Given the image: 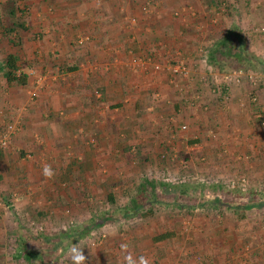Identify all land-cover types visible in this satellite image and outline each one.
<instances>
[{
  "label": "crops",
  "instance_id": "0c3cea01",
  "mask_svg": "<svg viewBox=\"0 0 264 264\" xmlns=\"http://www.w3.org/2000/svg\"><path fill=\"white\" fill-rule=\"evenodd\" d=\"M140 1L17 0L19 16L10 18L9 2L0 0V61L11 54L28 75L27 85L17 87L0 74V135L20 121L8 148H0V264H13L7 254L13 240L19 249L33 243L23 227H6L10 216L44 217L59 233L71 218L94 215L100 203L127 204L142 180L178 172L189 185L239 175L248 187L204 185L206 205L186 198L185 207L170 205L173 197L158 191L161 204L151 215L107 223L106 238L96 245L88 235L32 263L129 264L131 257L134 264L141 258L147 264H264V84L253 88L256 104L246 80L229 86L224 103L198 81L218 72L200 64L199 49L237 19L264 27V0H229L238 14L213 21L204 11L216 0H157L149 16ZM185 6L197 15H173ZM80 36L89 38L83 46L76 44ZM179 52L194 80L134 64L151 54L165 64ZM39 75L47 78L45 87L30 100ZM212 199L253 207L239 219L225 206L207 205ZM37 242L44 254L51 247Z\"/></svg>",
  "mask_w": 264,
  "mask_h": 264
},
{
  "label": "trees",
  "instance_id": "16d2710c",
  "mask_svg": "<svg viewBox=\"0 0 264 264\" xmlns=\"http://www.w3.org/2000/svg\"><path fill=\"white\" fill-rule=\"evenodd\" d=\"M7 1L9 2V6L6 11L7 16L10 18H18L19 8L16 5L17 0ZM17 26L23 25L21 22H19ZM13 29L14 28L9 29L7 32L11 33ZM207 64L211 68L217 69L221 73H228L234 69L252 72H264V60L249 50L246 39L237 26L231 27L222 37L213 39L210 42V47L207 54ZM0 74H2L6 82L10 85L21 87L27 85L28 83L27 73L20 70L15 56L11 54L6 55L5 58L0 61ZM204 188V184H171L162 180L155 181L154 179H144L139 184L136 194L127 204L123 205L122 207L115 205L112 211L107 210L99 214L92 215L89 219L88 225H82L60 231L56 236V242H53V240L49 238L42 237V233H35L29 228V231L34 232L35 235L33 236L39 238L42 237L40 239L48 247H51H49V249L47 248L44 254L37 250L40 249L39 247H33L34 249H32L30 245L29 248L21 247L19 249L16 244L14 247L15 253L13 257L24 258L27 262L29 261L31 264H33L32 259L35 257L49 255L57 249L65 251L70 245L81 239H84L90 235L93 230L102 227L104 224L114 223L119 220L126 221L138 214H141V217L149 216L152 214V210L161 204V201H159L160 194L172 196L173 201L170 204L172 206L176 205L177 207H185L187 206L184 202L186 198L189 200H195L197 198L199 199V197L200 206L206 205L207 201L203 196L201 197V192H203ZM158 191L160 194H158ZM197 191H199L198 194H196ZM109 201L112 203L114 202L112 199ZM209 202L207 205H213V208L225 206L226 209L232 210V212L237 214L239 219L244 218L243 213L247 208L250 209L253 207V205H237L234 203L230 204L220 199H212ZM30 234L31 233H29L28 236ZM164 237L165 235H162L157 237V239H162ZM17 250L23 252V254L19 257L17 256Z\"/></svg>",
  "mask_w": 264,
  "mask_h": 264
},
{
  "label": "built area",
  "instance_id": "2783aa9c",
  "mask_svg": "<svg viewBox=\"0 0 264 264\" xmlns=\"http://www.w3.org/2000/svg\"><path fill=\"white\" fill-rule=\"evenodd\" d=\"M157 0H141L138 4L139 10L144 15H152L157 9ZM193 8L189 6H185V8L182 11H176L173 15L175 17L181 16V14L184 12L188 14L190 17L196 16V12L192 10ZM216 18V17H215ZM215 18H212V21L215 20ZM129 21L131 24L135 25L137 23V20L135 17H130ZM214 23V22H213ZM89 40L88 37L80 36L76 40V44L78 46H83L86 44V42ZM210 45L205 44L203 47L199 49L200 53V64L203 66H208L207 64V54L209 50ZM135 66H138L142 69H152L154 72H167L172 78H180L181 80H187L191 81L194 80L193 70L190 68V63L186 59L184 55H182L180 52L177 53L175 56H173L171 59H168L165 64H163L154 54H151L147 56L146 58L139 57L137 60H134ZM212 69L211 67H209ZM30 74L36 75L35 72H31ZM45 75H39L35 79V88L33 91L29 93L30 100H35L38 96V91L41 89V86L44 84ZM244 80L248 81L252 89L249 91L248 96L249 100L252 104L257 103V95L254 91V87L258 86L259 84H264V72H252V71H244V70H234L230 73H220L219 71L217 73L212 74L210 77V74H202V77H198V81L201 82L204 86L209 88V91L211 94L216 95L222 102L226 103L229 99V86L230 85H238L241 84ZM191 105L194 104L191 100ZM207 107H204L206 109ZM20 125V121H19ZM19 125L16 124H9L5 127V130L0 135V148L7 149L9 145V141L11 137L19 130ZM261 125L264 126V121L261 122ZM187 129L186 125L179 126L180 131H185ZM162 181L166 183L171 184H183L188 181L186 176L180 175L178 172L177 174L173 175H164L161 176ZM198 181L202 184L207 185H222L225 188L228 189H240L242 191L246 190L248 187L247 185V179L245 177H241L239 175L227 178V177H219V178H212V177H203L199 178ZM122 204V203H121ZM107 210L114 208V203L108 201L107 202ZM113 210V209H112ZM75 223V219L71 218L67 226H73ZM122 223V222H121ZM42 225V224H41ZM41 225L36 227H30L32 231L35 233H42L44 231V227ZM105 225V224H104ZM103 225V227H99L96 231H94L92 234H90V239L88 240L89 245H96L101 240L106 238V228ZM13 246H16L15 240H13ZM69 252V251H68ZM67 252V253H68ZM29 264L24 258L18 259L16 262L14 261V264Z\"/></svg>",
  "mask_w": 264,
  "mask_h": 264
},
{
  "label": "rangeland",
  "instance_id": "374dc122",
  "mask_svg": "<svg viewBox=\"0 0 264 264\" xmlns=\"http://www.w3.org/2000/svg\"><path fill=\"white\" fill-rule=\"evenodd\" d=\"M216 1L218 2V4H216L217 2L215 3V1H214L213 5L211 7L207 6L205 8L204 12L206 14L213 15V16L209 17L210 19L211 18H215V17H220V19L226 18L225 14H227V17L229 18V16L232 14V12H235V11H236V14H238L237 10L235 8H233L234 5L229 3V0H220V1L216 0ZM139 3L140 2H138L137 4H139ZM231 5H232V7H231ZM192 10H194V8ZM196 15H197V13H196ZM0 18H1V16H0ZM237 21L232 23V24H229L228 28L230 29L233 26H237L240 29V31L243 33V35H244V37L246 39L247 47L249 48V50L252 53H254L256 56H258L259 58H262V56L264 57V27H262L260 25H253V26L249 25V27H248V26H245L244 24H242L239 21V19H237ZM76 40H77V38H76ZM210 42L208 43L209 45H210ZM257 42H259L261 44V48L258 47V45H256ZM234 70H237V69H234ZM234 70H232V71H234ZM232 71H230V72H232ZM230 72H228V73H230ZM45 84H46V82H44V84L41 86V89L39 91L44 89ZM34 86H35V84H34ZM205 185H207V184H205ZM108 201H105L103 204L102 203L98 204L97 205L98 208L95 210V214L94 215L99 214V213L104 212V211H107V208H106L107 206L106 205H107ZM123 201H125V200L123 199ZM113 203H114V205L120 204V203H117L115 201ZM123 203H125V202H122V204ZM122 204H121V206H123ZM12 207L13 206L10 207V210L13 209ZM112 209L109 208V211L110 210L112 211ZM92 214H93V212H91V216H92ZM91 216L87 220H83L82 222H80L79 220L74 218L75 219L74 225L68 227L67 224H66V227L68 229V228L78 227V226H82V225H88L89 219L91 218ZM38 217H39L38 219H35V217H33V216L30 217L29 215H24V216L19 217V218L17 216H15V218H14V216H10L11 220H13V221H11L6 227H23L24 229H26L27 235L29 233H31L32 235L30 234L28 236V238L31 241H33V243H31L32 244L31 245L32 249H34L33 247L40 246V242H37V238H39V237L33 236V235H35L34 232L28 230L30 227H36V226H39V225L42 224L41 226L44 227L43 228L44 231L42 232V237L49 238V239L53 240L54 242H56L57 241L56 236H57L58 232H55V231L51 230L53 228L51 221L44 223V219H43L44 217H41V216H38ZM97 229H95V230H97ZM93 231H92V233H93ZM42 237H40V238H42ZM34 241H36L35 244H34ZM14 247L15 246L12 245L10 248H8V251H7L8 253L7 254H8L9 259H11V261H15L16 262L19 258H14L13 257V255H14V252H13L14 251ZM13 264H14V262H13Z\"/></svg>",
  "mask_w": 264,
  "mask_h": 264
},
{
  "label": "clouds",
  "instance_id": "9594fccd",
  "mask_svg": "<svg viewBox=\"0 0 264 264\" xmlns=\"http://www.w3.org/2000/svg\"><path fill=\"white\" fill-rule=\"evenodd\" d=\"M44 174L45 175H51V169H50L49 166H45ZM76 259H77V261H82L83 257L82 256H77ZM128 261H129V264H134V262L132 261L131 257H128ZM141 264H147V262L144 261L143 258H141Z\"/></svg>",
  "mask_w": 264,
  "mask_h": 264
}]
</instances>
